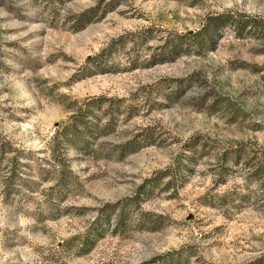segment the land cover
Segmentation results:
<instances>
[{
  "label": "rangeland",
  "instance_id": "374dc122",
  "mask_svg": "<svg viewBox=\"0 0 264 264\" xmlns=\"http://www.w3.org/2000/svg\"><path fill=\"white\" fill-rule=\"evenodd\" d=\"M227 12L264 0H0V264L264 257V28Z\"/></svg>",
  "mask_w": 264,
  "mask_h": 264
},
{
  "label": "trees",
  "instance_id": "16d2710c",
  "mask_svg": "<svg viewBox=\"0 0 264 264\" xmlns=\"http://www.w3.org/2000/svg\"><path fill=\"white\" fill-rule=\"evenodd\" d=\"M233 27L234 29L243 30L245 28H264V20L260 19L257 20L255 17L245 16L243 14H236V13H221L216 16H213L210 18L209 21V31H212L213 34L217 33L222 27ZM259 28V29H260ZM204 37V36H201ZM101 227H97L93 230L91 235H99L100 234ZM250 264H264V257L256 260L253 263Z\"/></svg>",
  "mask_w": 264,
  "mask_h": 264
}]
</instances>
